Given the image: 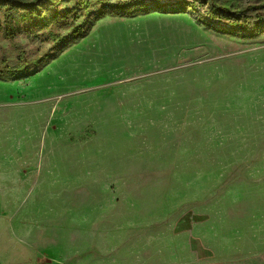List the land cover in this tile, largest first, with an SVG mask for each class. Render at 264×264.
<instances>
[{"label": "rangeland", "instance_id": "obj_1", "mask_svg": "<svg viewBox=\"0 0 264 264\" xmlns=\"http://www.w3.org/2000/svg\"><path fill=\"white\" fill-rule=\"evenodd\" d=\"M87 1L0 0V264H264V0Z\"/></svg>", "mask_w": 264, "mask_h": 264}, {"label": "trees", "instance_id": "obj_2", "mask_svg": "<svg viewBox=\"0 0 264 264\" xmlns=\"http://www.w3.org/2000/svg\"><path fill=\"white\" fill-rule=\"evenodd\" d=\"M5 2L6 7V11H5V17L3 20V26H4V30H5V34H6V39L8 41V44L12 47V49L15 51L16 53V60L18 63V66H16V70H21L27 67L28 64H32V65H37L39 63V61L37 59H30L27 60L25 58V53L24 50L22 49L21 45L19 43H17L16 41H14L13 39V33H12V27L10 22L8 21V12L10 9V2L11 1H15L17 2L19 5H22L24 7H30V8H34L35 11L38 10L37 4L39 0H29V1H23V0H1ZM88 1L87 0H83V4L85 5V7L88 5ZM182 3V2H180ZM208 3L211 6V10H213L212 12H216L218 11L220 14H224L226 16H232L235 15L234 20L236 21L238 19V13L240 12L237 8V2L235 0H225L221 3H217L216 0H208ZM188 8H194V6L192 4H187ZM260 9V8H264V3H262L261 5L258 6H250L247 9ZM8 16V17H7ZM38 24L45 26V20L44 17L42 15H40L38 17ZM225 30V29H224ZM46 32L49 36L50 39H56L58 38V36L54 33H52L50 30H48L46 28ZM8 66H7V61L4 57L1 58L0 60V75H2V73L4 71H7Z\"/></svg>", "mask_w": 264, "mask_h": 264}]
</instances>
